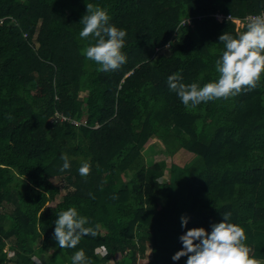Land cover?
<instances>
[{
    "label": "trees",
    "instance_id": "16d2710c",
    "mask_svg": "<svg viewBox=\"0 0 264 264\" xmlns=\"http://www.w3.org/2000/svg\"><path fill=\"white\" fill-rule=\"evenodd\" d=\"M88 3L127 32L118 70L81 54ZM262 13L264 0H0V264H72L80 249L89 264H186L180 237L223 213L263 260L264 74L195 109L167 84L217 80L219 37ZM72 207L97 234L62 252L55 221Z\"/></svg>",
    "mask_w": 264,
    "mask_h": 264
},
{
    "label": "clouds",
    "instance_id": "9594fccd",
    "mask_svg": "<svg viewBox=\"0 0 264 264\" xmlns=\"http://www.w3.org/2000/svg\"><path fill=\"white\" fill-rule=\"evenodd\" d=\"M86 7L87 14L80 22L84 27L79 36L82 39L91 36L95 43L83 48L81 54L98 64L97 70L100 72L118 70L127 59L122 52L126 30L110 25L107 9L92 3H88ZM219 16L224 18L223 14H218ZM219 41L223 43L224 50L215 61V71L219 74L217 80L201 87L195 82L184 83L179 72L167 78L169 89L178 95L186 108L195 109L202 102L227 99L242 91L253 90L264 74V13L248 18L246 30L238 36L225 32L219 37ZM60 118L66 116L62 114ZM99 126V123L95 125ZM61 159L64 160L61 170L68 169L70 164L67 155H63ZM89 172L90 164L84 162L79 173L86 177ZM230 215L223 213L224 221L213 224L210 233L203 227L188 230L180 237L183 249L172 259L178 261L187 256L186 264H262L250 255L252 249L245 243V230L230 223ZM188 222V217H181L182 227H186ZM88 223V218L79 215L75 207L59 212L54 231L59 247L76 248L83 237L95 236L96 229L86 227ZM71 260L72 264H89L84 249L76 251Z\"/></svg>",
    "mask_w": 264,
    "mask_h": 264
},
{
    "label": "rangeland",
    "instance_id": "374dc122",
    "mask_svg": "<svg viewBox=\"0 0 264 264\" xmlns=\"http://www.w3.org/2000/svg\"><path fill=\"white\" fill-rule=\"evenodd\" d=\"M219 18H220V16H219ZM221 20H223L222 18H220ZM237 29H239V30H242L243 29V27H244V22L243 21H238L237 22ZM82 94V93H81ZM154 139H153V141H154V145H156V146H158V151L160 150V145H162L161 144V142L159 143L158 141L156 142V137H153ZM180 156H176V158H172L174 161H178L179 159H181V158H179ZM167 164H171V157H168L167 159ZM168 178V176H166V175H164L163 177L161 176L160 177V179L163 181L164 179H167ZM7 208H8V210L10 211V209H11V206L10 205H8V206H6ZM58 243V242H57ZM10 245H11V241H9L8 242V244L6 245V247H5V250H9V247H10ZM62 249V248H61ZM151 250H152V246L150 245V243H149V245H148V248H147V254H148V258H150V256H151ZM62 252H64V249H62ZM97 252H99L100 254H102V255H104L105 253H106V249L105 248H102V247H98L97 248ZM13 255L14 254H12V255H10V256H12L13 257ZM35 261L37 262V263H40L41 262V260L38 258V257H35ZM261 262H263L264 263V259L263 260H261ZM105 264H114V260L113 259H111L110 261H108L107 263H105Z\"/></svg>",
    "mask_w": 264,
    "mask_h": 264
},
{
    "label": "built area",
    "instance_id": "2783aa9c",
    "mask_svg": "<svg viewBox=\"0 0 264 264\" xmlns=\"http://www.w3.org/2000/svg\"><path fill=\"white\" fill-rule=\"evenodd\" d=\"M257 15H260V14H257ZM248 18H250V16H249ZM239 21H243V22H244V24H245V20H239Z\"/></svg>",
    "mask_w": 264,
    "mask_h": 264
}]
</instances>
